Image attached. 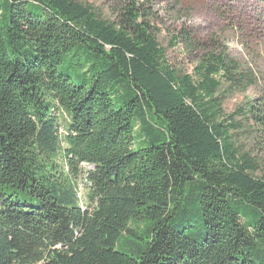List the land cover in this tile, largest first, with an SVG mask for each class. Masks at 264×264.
<instances>
[{"label":"trees","instance_id":"16d2710c","mask_svg":"<svg viewBox=\"0 0 264 264\" xmlns=\"http://www.w3.org/2000/svg\"><path fill=\"white\" fill-rule=\"evenodd\" d=\"M117 12L0 0V264H264V164L239 138L264 149V99L235 120L222 86L252 82L223 50L182 30L183 74L142 5Z\"/></svg>","mask_w":264,"mask_h":264},{"label":"rangeland","instance_id":"374dc122","mask_svg":"<svg viewBox=\"0 0 264 264\" xmlns=\"http://www.w3.org/2000/svg\"><path fill=\"white\" fill-rule=\"evenodd\" d=\"M78 1L90 6L107 20H114L118 9L124 5H142L149 14L152 33L159 46L164 49L168 63L183 74H191L196 57L184 48L183 43L172 44L173 38L182 30L187 31L191 39L202 46V49L205 48V51L223 50L238 65V72L252 82L241 87L223 84L221 95L225 114H241L250 104L264 99V0ZM234 119L240 121L237 115H234ZM63 120L60 119L62 125ZM246 129L248 133L239 136L242 148L250 152L263 167L264 149L254 140L256 134L249 131L248 127ZM61 133H64L63 128ZM258 136L257 139L264 144V134ZM82 168L91 169L87 165H82ZM261 175L260 172L257 174L259 177ZM82 186L81 184L80 188L83 190ZM83 195L85 193L82 191ZM119 248L126 252L129 250L122 237Z\"/></svg>","mask_w":264,"mask_h":264}]
</instances>
